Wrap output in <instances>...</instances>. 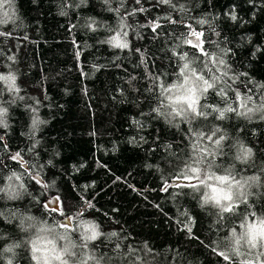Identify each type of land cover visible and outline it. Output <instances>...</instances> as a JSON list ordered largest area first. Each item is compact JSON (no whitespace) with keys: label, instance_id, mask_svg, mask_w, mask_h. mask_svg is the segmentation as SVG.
Masks as SVG:
<instances>
[{"label":"trees","instance_id":"obj_1","mask_svg":"<svg viewBox=\"0 0 264 264\" xmlns=\"http://www.w3.org/2000/svg\"><path fill=\"white\" fill-rule=\"evenodd\" d=\"M13 9L0 24V264H38L50 236L76 264H258L229 240L264 221V0ZM189 82L195 110L178 99ZM214 177L240 181L242 199L217 206Z\"/></svg>","mask_w":264,"mask_h":264},{"label":"rangeland","instance_id":"obj_2","mask_svg":"<svg viewBox=\"0 0 264 264\" xmlns=\"http://www.w3.org/2000/svg\"><path fill=\"white\" fill-rule=\"evenodd\" d=\"M182 93L178 95V99L183 100L184 106L190 109L188 100L193 96L194 84L189 82L183 87ZM211 181L207 193L209 192L212 201L222 209L227 210L242 199L243 186L240 181H233L228 177H214ZM262 222L264 221L247 223L248 225L245 224L246 226L240 227L239 231L232 233L229 240L234 249L232 255L235 254L241 260L264 264V235L259 232L260 226L264 225ZM41 242H37L38 244L33 247L34 258L38 264H76V262L70 263L67 257L75 260L79 252L71 246L64 248L65 239L50 236L46 242ZM80 264H85V261Z\"/></svg>","mask_w":264,"mask_h":264},{"label":"snow or ice","instance_id":"obj_3","mask_svg":"<svg viewBox=\"0 0 264 264\" xmlns=\"http://www.w3.org/2000/svg\"><path fill=\"white\" fill-rule=\"evenodd\" d=\"M13 4H14V0H0V24H3L7 21H13L15 22L16 20V15H15V11L13 9ZM232 19L235 20L236 16L232 15ZM159 25L154 24L153 25V30H155L156 27H158ZM193 46H198V45H193ZM3 138L0 137V140H2ZM14 159L18 158L17 157H13ZM37 183H40L39 180H37ZM184 186H189V185H184ZM165 190H167V188L165 187ZM90 206V205H89ZM264 223V222H262ZM189 231H191V228L188 229Z\"/></svg>","mask_w":264,"mask_h":264},{"label":"water","instance_id":"obj_4","mask_svg":"<svg viewBox=\"0 0 264 264\" xmlns=\"http://www.w3.org/2000/svg\"><path fill=\"white\" fill-rule=\"evenodd\" d=\"M200 36H201V33H198V34H193L192 32H190L187 36V44L193 48V49H196L197 51H200L201 50V41H200ZM193 45H198V46H193ZM13 157H16V155H13ZM18 160V159H17ZM185 182L183 181H171L169 183V185L171 187H174L176 185H181V184H184ZM45 206L48 208V209H56V200L52 197H49L48 199H46L45 201Z\"/></svg>","mask_w":264,"mask_h":264},{"label":"bare ground","instance_id":"obj_5","mask_svg":"<svg viewBox=\"0 0 264 264\" xmlns=\"http://www.w3.org/2000/svg\"><path fill=\"white\" fill-rule=\"evenodd\" d=\"M49 198V197H48ZM47 198V199H48ZM52 198H54V197H52ZM55 199V198H54ZM46 201V200H45ZM44 204H45V202H44ZM54 210V209H53ZM56 210H58V204H57V202H56V209H55V211ZM61 224H62V226H65V227H68L69 226V224H70V220H69V218L68 217H64V218H62V222H61Z\"/></svg>","mask_w":264,"mask_h":264},{"label":"clouds","instance_id":"obj_6","mask_svg":"<svg viewBox=\"0 0 264 264\" xmlns=\"http://www.w3.org/2000/svg\"><path fill=\"white\" fill-rule=\"evenodd\" d=\"M209 87H210V86H209ZM188 102H189V104H190L191 106H193V110H195V108H194L195 101L192 100V99L189 97ZM259 232H260L261 235H264V225H261V226H260V228H259ZM9 264H11V262H9Z\"/></svg>","mask_w":264,"mask_h":264}]
</instances>
